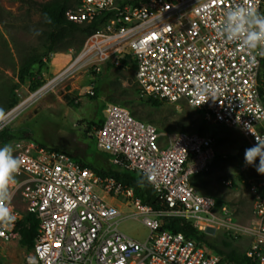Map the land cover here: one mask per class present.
Instances as JSON below:
<instances>
[{"label": "built area", "instance_id": "obj_1", "mask_svg": "<svg viewBox=\"0 0 264 264\" xmlns=\"http://www.w3.org/2000/svg\"><path fill=\"white\" fill-rule=\"evenodd\" d=\"M238 4L264 14V0H75L63 18L76 25L95 19L97 25L57 76L85 65L95 72L104 62L119 65L128 54L142 95L182 101L205 120L235 128L253 145L252 133L264 137V85L256 78L262 56L219 34L225 11ZM194 80L215 95L197 96ZM86 93H93L92 85ZM101 118L93 125L95 146L109 154L113 166L141 174L163 208L142 203L128 184L58 149L23 137L1 141L21 161L12 188L21 205L5 201L14 220L0 224V254L18 241L19 218L31 214L37 226L21 256L24 264H235L172 231L163 217L177 216L204 235L246 236L243 256L264 264V175L246 179L250 216L238 221L228 204L191 184L218 153L213 137L198 131L166 134L116 102L104 104ZM117 197L122 200L114 204ZM126 205L132 210L123 213L120 206ZM126 215L148 228L144 240L117 229L118 218Z\"/></svg>", "mask_w": 264, "mask_h": 264}, {"label": "rangeland", "instance_id": "obj_2", "mask_svg": "<svg viewBox=\"0 0 264 264\" xmlns=\"http://www.w3.org/2000/svg\"><path fill=\"white\" fill-rule=\"evenodd\" d=\"M44 1L0 0V117L8 112L0 130L7 128L14 132L16 135L10 140L28 138L44 147L58 149L76 161L109 169L114 166L109 154L95 146L94 124L90 121L97 122L102 117L105 103H119L133 117L152 123L166 134L198 131L213 137L218 156L206 172L192 177L191 184L217 202L228 204L238 221L250 216L251 201L245 183L248 177L259 174L254 166L239 169L244 164V150L252 146L248 139L233 127L205 120L200 112L182 101L161 100L156 105L147 102V96L139 92L133 80L130 65L104 62L96 72L85 65L57 76L79 51L86 36L76 31L66 49H54L45 56V29L37 11V4ZM31 54L43 62L40 67L37 63L30 67L41 82L33 90L28 88L26 80L18 83L15 77L22 59ZM91 85L93 93L88 95L86 90ZM119 200L122 199L117 197L113 203L118 204ZM11 203L14 208L21 205L15 194ZM120 207L123 213L132 210L131 206ZM116 223L120 232L138 241L148 234V228L137 216L119 217ZM205 237L217 247H222L220 239L223 238L241 252L247 243L246 236L215 233ZM26 249L18 241L9 243L0 254V264H24L21 256Z\"/></svg>", "mask_w": 264, "mask_h": 264}, {"label": "trees", "instance_id": "obj_3", "mask_svg": "<svg viewBox=\"0 0 264 264\" xmlns=\"http://www.w3.org/2000/svg\"><path fill=\"white\" fill-rule=\"evenodd\" d=\"M75 0H46L37 4V11L42 17V25L45 29V38L43 39L44 55L47 56L54 49L64 50L70 45V40L73 37V33L76 31L84 33L87 36L90 31L97 25V21L94 19L90 23L76 25L66 21L63 18V10L74 3ZM33 63H37L40 67L43 62L41 59L35 55L31 54L23 58L20 62L17 72L15 73L16 82H21L26 80L28 83V88L30 90L35 89L40 85L38 78H35V73L31 71L30 67ZM130 65L133 67V60L128 54L120 59V64L118 66ZM38 71V69H37ZM257 80L264 85V56L260 58L259 69L257 74ZM92 95V94H90ZM163 99H157L150 96L146 97V101L152 105H156ZM198 112L199 109H196ZM136 118V117H135ZM138 119V118H137ZM102 118L98 119L97 122L90 121L94 126L101 122ZM16 134L7 128L0 130V142L7 141L15 137ZM218 156L215 155L214 159ZM213 159V160H214ZM212 160V161H213ZM81 165L91 167L93 170L101 175H111L117 178L122 183L128 184L133 188L134 194L140 199L142 203L150 205L153 209L163 208L162 203L156 200L150 187L145 182L144 177L135 172L123 169L120 166H114L109 169H101L94 166L92 163H85L83 161L77 160ZM212 163V162H211ZM167 226L174 232H181L182 234L189 236L193 239H197L204 245L214 249L218 255L221 257L232 260L235 264H251L247 258H245L241 251L234 247H231L229 242L223 238L220 239V244L222 247H217L210 243L205 235L194 229L188 222L184 221L182 218L177 216H165L163 217ZM17 228L19 230L20 237L18 239L19 244L23 245L25 248L29 249L32 245L33 237L36 232L37 223L31 214H25L19 218L16 222Z\"/></svg>", "mask_w": 264, "mask_h": 264}, {"label": "clouds", "instance_id": "obj_4", "mask_svg": "<svg viewBox=\"0 0 264 264\" xmlns=\"http://www.w3.org/2000/svg\"><path fill=\"white\" fill-rule=\"evenodd\" d=\"M219 34L227 41H238L241 50L258 52L260 56H264V14H260L254 8L238 4L227 9ZM253 59L255 60V57ZM193 83L197 96L210 98L209 94L215 95L214 90L208 85H202L196 80ZM252 134L255 143L244 150V164L254 166L257 174L264 175V137ZM20 166V158L14 155L11 144L0 147V224L3 225L14 220L12 210L6 206L5 201L12 198V188L17 185L16 175Z\"/></svg>", "mask_w": 264, "mask_h": 264}]
</instances>
